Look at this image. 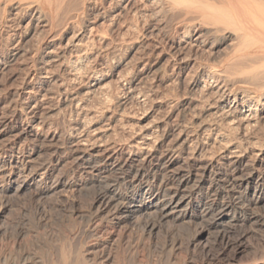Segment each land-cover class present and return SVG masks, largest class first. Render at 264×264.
Segmentation results:
<instances>
[{"label": "bare ground", "instance_id": "1", "mask_svg": "<svg viewBox=\"0 0 264 264\" xmlns=\"http://www.w3.org/2000/svg\"><path fill=\"white\" fill-rule=\"evenodd\" d=\"M1 1L3 0H0V8L2 5L5 7L10 1L15 3L18 1L15 7L18 10L16 18L22 17L19 15L24 10H34L32 19L28 21L30 24L25 32L26 36L40 27L53 29L51 25L53 21L44 10V5L52 6L53 0H26V2H22L25 0H4L3 3ZM94 1L100 3L93 9V15L88 20L92 21L93 25L102 20H107L111 22L109 25H112L123 12L131 8L136 0H109L108 5H105L106 2L103 0ZM143 1L145 4H162L166 15L177 22V28L173 29L175 35L168 37L165 44L163 41L161 44L168 57L166 61H174L173 69H177L175 73H177L179 88L189 93L176 98L177 104H180L182 108V115L177 116V113L174 117H180V121L178 119L177 122L169 121V116L171 118L172 115L169 114L174 106L170 102L168 105L170 110H165L169 113L164 114L162 121L156 123L154 121L150 126L137 127V130L130 127L127 129L129 137L119 140L107 135L111 122H117L120 119L116 117V114L113 115L112 111V115L110 113V116L106 115L107 121L104 123L109 127L104 129L93 128L92 118L80 124L75 119L74 131L66 140L69 149L77 155L79 165L86 173L88 181L96 186L90 184L97 189L94 200L101 206H112L120 225L132 224L141 228L142 233L136 237L140 243L147 237L151 239V243L144 244L141 248L139 242L137 245L130 242L134 237L128 234L127 237L131 240L125 246L123 243L125 236L117 234L118 224L110 219H101L93 231V240L85 250L78 253L71 263L67 255H63L61 264H264V212L260 211V208H264V4L260 5L258 0ZM57 9L56 14H59L61 7ZM62 12L66 11L62 10ZM122 18L121 20L125 23ZM8 20L12 21L11 18ZM122 24L121 22V26ZM92 29L93 26H88L90 32ZM86 35L87 32L80 28L68 38L60 35L58 41L54 39L51 42L43 41L45 45L43 52L34 54L32 50L30 51V54L32 52L34 55L29 59L33 64L35 62L40 64L36 67L37 64L31 63L36 67L35 71L38 74L34 77L32 89L30 91L27 89L28 100L24 101L25 98L24 102H21L31 107L30 111L28 114L25 113L22 127L1 122L0 133L2 131L19 133V135L36 138L39 136V128L35 124L38 120L42 121L39 109L50 99L55 98V94L59 97L64 96L59 99V102L69 100L71 105L83 110L82 105L92 101L89 97L107 86L104 85V81L117 75L124 61L118 60L112 65H107L108 67L99 63L100 66L93 67L88 75L85 86L80 85L84 86L82 96H79L80 90L77 92L69 89L70 82L77 81L83 75L82 69L86 70L85 66L97 53L96 42L106 38H103L104 35L102 38L96 36L88 38ZM13 36H15L14 33L6 39ZM156 36L158 34L154 37ZM84 39H86L85 42ZM220 40H231V49L227 48L230 51L225 53V56L217 58L215 49ZM24 48L13 46L9 56L0 61V72L5 68L7 59H15ZM99 50L96 56L97 62L103 54L102 46ZM24 51L28 53L27 49ZM152 51L149 50L153 54ZM119 52L118 55H120ZM199 52L208 54L201 57L198 56ZM67 56L70 58L68 59ZM64 58L66 61L62 60ZM12 60L10 61L13 62ZM55 63H58L64 72L63 75L59 74V77H56L52 70ZM141 70V73L133 74L129 79L118 76L119 80L116 82L123 91V94L118 97L121 104H125L126 101L131 102L128 101L129 99L138 100L140 96L142 100L152 99L163 93L158 86L153 89V86L143 84L149 69L144 67ZM184 71H187L186 76H183ZM164 73L162 77L161 74L159 75L160 81L165 84L169 79L164 76ZM112 81L114 80L111 79L110 82ZM175 82L174 84L177 85ZM115 88L118 89V87ZM171 98L165 99L172 100ZM109 100L110 98L106 101ZM112 100L114 102V99ZM17 102L15 100L14 106ZM110 103L112 104L109 101L108 106ZM129 104L126 106H130ZM116 106L119 107V105ZM193 108L198 110L189 115L187 111ZM101 111L105 113L104 110ZM43 132L47 133L45 130ZM47 137L49 139L52 137L53 140L54 135H47ZM78 188L83 191L86 187ZM154 216H158V222L153 219ZM163 223L171 224L170 228L172 225L181 227L186 225L187 228L182 234L173 233L170 229L171 231H167L160 243L154 242ZM48 254L46 259L44 256L37 258L36 264H57L52 252Z\"/></svg>", "mask_w": 264, "mask_h": 264}, {"label": "rangeland", "instance_id": "2", "mask_svg": "<svg viewBox=\"0 0 264 264\" xmlns=\"http://www.w3.org/2000/svg\"><path fill=\"white\" fill-rule=\"evenodd\" d=\"M3 1H1V3H3ZM53 1L54 2H52L53 4L52 6L48 4L44 5V8H45L44 10L45 12H47V16L49 17L51 21H53V24H51L53 25V29L49 28L50 31H48L49 30L48 27L46 28L40 27V29L37 28V30H33L31 34L27 36L25 32L27 28H29L28 24L30 23L28 21L32 19V13L34 10L33 9L24 10L23 11L24 14L22 13L23 15L22 14L19 15V17L20 16L22 17L16 18L18 17V15L16 14L18 10H16L15 7L17 6L16 3L18 1H16V3L15 1H10L7 3L5 7H3L2 5V7L0 8V15L2 16V17L0 16V61H2L4 57L9 56L8 54L11 52L12 47L15 45L21 46L22 49L24 47L25 48L27 47L26 49L28 52L26 53V51H24L26 49L24 48V50L15 59L13 60L10 58L7 59L5 68L0 72V123L7 122V124H12L15 126L17 125L20 127L23 126L25 113L28 114L31 107H27L21 102L28 100V96H29L28 93L34 86L33 84L35 82L34 77H36L38 74V72L35 71V68L39 67L40 65L38 64V62H35L37 66L36 67L32 66L35 64H33L32 60H30L29 58L32 57L36 52H43L44 46H45L43 44V41L45 42H48V41L51 42L54 40L58 41V37L60 35H64L68 38L73 34L74 31L80 30V28L84 29L85 32H87L86 36L88 38L89 36H96L98 38L100 37L102 38L103 35H104L103 38L106 37L104 39L105 41L102 39L96 42L95 47L97 49L96 51L97 53H95L96 55L95 54L93 55L94 59L91 58V61L87 63V65L85 66L86 70L82 69L84 70L83 71L84 73L83 75L81 73L82 75L80 77L81 79L78 78L79 80L77 79V81L72 82L73 84L70 82L69 89L72 91H77V92L80 90L81 95L79 94V96H82L84 94V91L82 88L85 86L84 83H87L88 75L91 73L93 67H97L98 65L100 66L99 63L109 66V65L114 64V62H117L118 60H122L124 62L119 67L118 73L116 76H114L113 78H108V80L104 81L105 83L104 85H107L105 88L109 92H107L106 89L104 88L103 90H100V92L98 91L94 95L90 96L89 100L92 99V101L90 100L91 101L90 102L89 100H87L89 102H86L82 105L84 107L83 110L76 108L75 105H71L69 100L66 102H59L60 101L59 99L63 98L64 96L59 97L57 94H55L54 95L55 98L50 99L46 103L47 105L45 104L46 107L45 105L43 106L45 107L44 109H42L43 107H40L39 109L40 110L39 114L40 116H42V118L40 119H42V121L38 120V122H36L35 124V126L39 128V136H37L36 138L27 137L21 134L19 135V133L15 134V133H10V132H3V131L0 133V264H36L37 258L39 257L41 258L42 256H44V258L46 259L49 256L48 254L49 252H52L53 258L57 264L62 263L63 255L65 256L67 255L66 257L68 258V261L71 263L72 261L75 260L77 254L84 251L85 248L93 240V237H92L93 231L95 229L96 224L101 219H110L116 222V224H118L117 234L125 236V239L123 242L125 243L124 244L125 246L126 244H128V241L131 240V239L129 240V237H127L128 234H132V237H134L130 241L132 244H135V245L139 244L140 241L136 237L138 236V234L142 233L143 230L141 228H137L133 226L132 224L131 225L121 224L120 225L117 222V218L113 210L114 208L112 206L104 207L94 200L96 196L95 194L97 191V189L95 188L96 186L94 183L88 181V177L86 173L82 170L81 166L79 165V162L76 157L77 155L74 154L69 149V145L66 139H68L70 134L73 133L74 131L73 125L76 120H78L76 122H79L80 124L84 121L87 122L89 118H92L91 122H93L92 123L93 128L104 129L105 127L107 128L109 127L105 125L104 121L106 122L107 121L106 118L108 117V115L110 116V114L112 115L113 113V115L116 114V117L118 119L120 118L121 120H123L124 123L120 119L117 122H111L107 135L114 139L124 140L129 137V134H128L129 132L127 129H130V127L131 129L137 130V127L139 128L141 126L142 127L150 126L152 125L154 121L155 123L158 121H162L164 118V114L166 115V112H167L165 110L166 109L168 111L170 110L168 107L170 102L172 103L171 105H174V106L171 108V112L169 115L172 114L171 115L172 119L169 116V121L172 120L174 122H177V119L178 121H180L181 119L180 117L182 115V108L180 104L179 105L177 104L176 98L178 96L179 97L182 96L183 94H189V93H186V91H181L182 89L179 88L178 80H177L178 77L176 76L177 73H175L177 69L176 68L173 69L175 66L174 61H170V62L166 61L168 60V57L162 48L163 44H165V41L168 39V37L175 35L174 30L177 28L176 20L171 19V17H168L166 15L165 8L163 7L162 4H155V3L145 4L143 0H136L134 4L131 6V8L129 9L130 11L126 10L125 12H123L121 17L120 18L118 17L117 20L114 22L115 24L112 23V25H109L111 24V22L107 20H104V21L102 20L98 22V24L93 25L92 21L88 19L92 17L93 11H94L93 9L99 6L100 2H97L98 3L97 4L94 1L95 2L94 4L93 0H83L84 3L82 0H79V1L74 0L75 2L71 0L73 3H71L70 0H53ZM22 2H26V0ZM103 2H106L105 5L109 4L108 3L109 0H103ZM258 2L260 5L264 4V0H258ZM59 7H61V11L59 14H56L57 11L55 10ZM81 7H84V8L82 9ZM62 10L66 12L63 13ZM131 10L133 11L131 12ZM148 13H150V15ZM154 13H157V14H154ZM8 18H11L12 21H9ZM121 18L125 21V23L121 20ZM64 21L65 22L67 21V23H70V24H67ZM75 21L77 22V24ZM121 22L123 23L122 24L123 26H121ZM9 25H11V27H8ZM88 26L90 27L93 26V29L91 30V32L88 30ZM133 26L134 28H132ZM164 26L166 27V29ZM167 26L169 28H167ZM158 29H162V30H158ZM70 30L72 32H70ZM46 31L48 32V34ZM43 32H46V33L44 34ZM13 33L15 34V36H13L10 39H6L10 34H13ZM41 33L42 35H44L43 38L41 37L42 36ZM154 33L155 35L158 34L159 37L158 36L154 37L155 36ZM129 35H132V36H129ZM54 37H56V39ZM87 37L85 38L87 39ZM107 38L109 39L106 40ZM86 39H84V42ZM20 40H22V42H20ZM230 42L231 40H220L218 42V47L215 49V56L217 58H221L225 56V53H228V51H230L228 50L229 48L231 49ZM143 43L146 45L144 46ZM100 46H102L103 54L101 55L102 57H100L99 61L97 62L96 56L98 52L100 51L99 50ZM121 47L123 50L121 49ZM115 49H116V53H115ZM31 50L32 52H34V54L32 52L30 54ZM149 50L150 51L153 50L152 51L153 54L150 53ZM118 52L120 55H118ZM24 54L26 56H24ZM115 54H117L118 56L117 55L115 56ZM205 54L207 55L208 53L199 52L198 56L199 55L205 56ZM140 56L142 57V60ZM143 57H145L146 59L145 58L143 59ZM69 58L70 57H68V59ZM10 60H12L13 62H11ZM62 60L66 61V58ZM26 62L27 63L30 62V63L27 64ZM166 63H169V64H166ZM141 65L142 66L145 65L144 67L147 68V70L149 69L150 71L146 73L143 79V84L146 86L151 85L153 86V89H156V87L158 86V88L164 94L162 93L163 95L160 94L157 97L154 96L152 99H144V100H142V97L140 96L138 100L134 99V101H132V99H129L128 101H131V102L127 103L126 101L125 104L124 103L121 104V101H119L118 97L121 94H123V91L122 89H120V87L117 84L118 82L116 81L119 80L118 79L119 77H123V78L126 77V79H129L130 77L133 76V74L135 75V74L141 73L142 72L141 69L144 68ZM29 66H30V69H29ZM52 70L55 72L56 77H59V74L60 75L64 74L63 70H61L60 67L58 66V63H55L54 66H52ZM25 72H27V74ZM28 72H29V75H28ZM184 72H183V76H186L187 71H184ZM163 73H164V76H166L169 79V81L165 84L160 81V78L162 77ZM159 74H161V77ZM172 74H174L175 76ZM32 76H33V79H32L33 81L31 80ZM111 79L114 81L110 82ZM21 81L23 84L21 83ZM174 82L177 83V85L174 84ZM159 83H160V86H159ZM80 85H84V86L81 87ZM115 87H118V89H116ZM110 92L111 94H108ZM17 93L20 94L19 98H18ZM97 95L99 98L97 97ZM112 95L115 96V98H113ZM94 96L96 97L93 98ZM102 97H104V99ZM109 98H110L109 101H111L112 104L110 103L108 106L109 101H106V100H108ZM165 98H169V99L171 98L173 101L169 99H165ZM112 99H114V102H116L117 104L114 103ZM156 99H157V102H156ZM15 100L16 102L19 101L16 103V106H14ZM135 101H138V102H135ZM87 104L89 107L87 106ZM127 104H129L130 106H126ZM175 104H177V106H175ZM116 105H119V107L122 109H117L119 107ZM14 107L15 108L17 107V108L15 109ZM105 108H106V111H105ZM92 109H93V112L95 111L94 113L92 112ZM114 109L115 110L117 109L116 112ZM172 109L174 110L176 109V110L174 111ZM43 110L44 112H42ZM101 110H104L105 113H103ZM193 110L192 109L188 110L187 111L188 114L192 115L198 109L193 108ZM80 111L81 112L83 111V112L80 113ZM43 113H45V115ZM102 114H104L105 116ZM175 115L180 116V117L175 118L174 117ZM19 117L20 119H18ZM70 120H72L73 122ZM115 123L116 124L120 123V124L116 125ZM114 127H116V129ZM38 128H35V129H38ZM0 130L2 129L0 128ZM44 130L47 133L43 132ZM71 130L72 132L70 133ZM111 132L113 133L111 134ZM47 135H54L53 140L55 142L52 140V137H50L51 139H49ZM115 135L118 137H116ZM34 139L36 141H34ZM90 184H93L95 187ZM82 186L86 188H84L83 191H80L78 187H82ZM260 209H261L260 210L261 212H264V208H260ZM153 219H155L157 222L159 220L158 216L156 217L154 216ZM165 224L166 223H163L161 225L158 231L157 239L154 240V242L158 241L160 243L164 239L167 231L168 230L171 231L170 229H172L173 233L182 234L186 231V228H187L186 225H183L182 227L172 225V227L170 228L171 224L169 223H167V225ZM150 243H151V239L147 237L145 241L140 243L141 248L143 247L144 244H150Z\"/></svg>", "mask_w": 264, "mask_h": 264}]
</instances>
